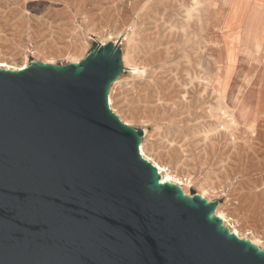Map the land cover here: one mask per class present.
Instances as JSON below:
<instances>
[{
    "label": "water",
    "instance_id": "obj_1",
    "mask_svg": "<svg viewBox=\"0 0 264 264\" xmlns=\"http://www.w3.org/2000/svg\"><path fill=\"white\" fill-rule=\"evenodd\" d=\"M110 41L80 62L0 66V264H264L217 201L163 182L110 106Z\"/></svg>",
    "mask_w": 264,
    "mask_h": 264
},
{
    "label": "rangeland",
    "instance_id": "obj_2",
    "mask_svg": "<svg viewBox=\"0 0 264 264\" xmlns=\"http://www.w3.org/2000/svg\"><path fill=\"white\" fill-rule=\"evenodd\" d=\"M221 1L223 11L213 17ZM191 3L0 0V61L11 69L32 61L76 63L99 44L118 43L124 73L111 88L112 110L144 130L141 146L152 163L172 169L174 183L189 195L217 201L215 214L223 215L225 225L264 248V226L252 223L247 207L253 194L264 200V140L255 135L257 124L264 130V0H206L187 22L184 50L180 34ZM153 49L157 60L135 74L133 63ZM227 53L235 67L224 100L236 111V122L214 87L195 78L200 66L216 77ZM259 214L264 220L262 203Z\"/></svg>",
    "mask_w": 264,
    "mask_h": 264
},
{
    "label": "bare ground",
    "instance_id": "obj_3",
    "mask_svg": "<svg viewBox=\"0 0 264 264\" xmlns=\"http://www.w3.org/2000/svg\"><path fill=\"white\" fill-rule=\"evenodd\" d=\"M191 1H192V3H191L190 9H188L187 21H184L183 31L180 34V39L182 38V41L179 44H180V47H183L184 50H186V48H185V43H186L185 42V38L187 37V30H186L185 27L188 25L187 22H188V20L190 18H192V16L196 12L199 13L201 11V6L206 0H191ZM211 6H212V8H214V3ZM224 7H225V2H222L220 7L218 8V10H216V11H212L211 10V12H210L211 15L213 17L218 16V14L223 11ZM215 19L218 20V17L215 18ZM213 21H214V23H216L215 20H213ZM230 26L233 27V26H235V24L231 21L230 22ZM127 30L129 31V29H127ZM132 31H133V29H132ZM128 35H129V32L127 33L126 36H128ZM106 40L107 39H104L103 43H105ZM153 52H155V53H153ZM158 55H159V52L154 51V49H153V51L150 53V55L143 62H141L139 64L138 63H133L135 74L143 75L146 72L148 66L151 63H154L157 60ZM222 59H224V62L218 61V65H219V70L220 71L218 70L219 72L217 73L216 77H214V78L212 77L211 78V77H208L207 75H205L206 73L203 72L204 68L202 70V67L200 66L199 69L196 70V72H195V74H196L195 78H199L201 83H203L204 81L207 80L208 82H206V83L208 85L210 84V85H212L214 87V90L218 93L219 97H221L223 99L221 104H222V107L225 108V110L227 111L228 117H230V120L232 122H236L237 119H238L236 111L229 110L228 101L224 100L225 97H226V94L229 91L228 90V88H229V84L228 83H229V80L231 78L232 70L235 67V58H233L230 54L227 53ZM222 59H220V60H222ZM0 66L4 67V68H9V69L12 68L9 64H7V63H5L3 61H0ZM23 67H25V66H21V67L16 68V69H22ZM212 93H213V91H212ZM110 103H111L112 108H114L113 107L112 96H110ZM209 111H210V109H209ZM259 124H257V126H256V134L255 135H256V139H258V141H262V140H264V130L262 131V130L258 129ZM141 152H142V154H143V156L145 158L150 160V157L145 152L144 145L141 146ZM153 162L157 166L159 172L161 173L163 182H165V181L178 182V181H176V177L173 175L172 169L170 170L168 168H165V167L161 166L159 163H157L155 161H153ZM165 171H167L166 175L164 174ZM249 181H253V180L251 178H249ZM179 184H180V182H179ZM253 195H255L254 198L251 199V200H248V204H247L248 205L247 207L250 208V216H249V218L251 219L252 223H255L256 221H258V222L262 223V225L264 226V220L261 219L260 214H259L261 203L264 204V200L259 197L258 193L257 194H253ZM218 214L223 217V215H221L220 213H218ZM234 232L236 234L242 236L240 231H238L237 229H234ZM252 241L257 243V244H259L255 240H252Z\"/></svg>",
    "mask_w": 264,
    "mask_h": 264
}]
</instances>
